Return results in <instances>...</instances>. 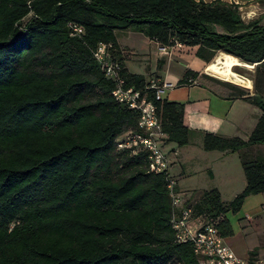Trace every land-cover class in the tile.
<instances>
[{
	"label": "trees",
	"instance_id": "obj_1",
	"mask_svg": "<svg viewBox=\"0 0 264 264\" xmlns=\"http://www.w3.org/2000/svg\"><path fill=\"white\" fill-rule=\"evenodd\" d=\"M117 30L194 48L204 71L218 53L253 67L252 95L223 82L261 112L247 139L202 134L204 151L238 154L245 186L229 201L204 190L190 208L229 237L225 214L264 193V154L253 150L264 144L258 19L244 22L238 5L220 0H0V264H198L191 244L176 241L166 174L147 170L143 150L116 148L138 114L114 100L92 51L110 44L125 86L147 83L125 68ZM197 76L185 69L176 85ZM154 104L164 143L187 145L184 104Z\"/></svg>",
	"mask_w": 264,
	"mask_h": 264
},
{
	"label": "crops",
	"instance_id": "obj_2",
	"mask_svg": "<svg viewBox=\"0 0 264 264\" xmlns=\"http://www.w3.org/2000/svg\"><path fill=\"white\" fill-rule=\"evenodd\" d=\"M201 1L209 3L214 0ZM220 1L238 5L241 19L244 22L258 19L259 24L264 25V0ZM117 31L120 34L119 36L116 35ZM117 31H115V38L119 46L121 57H123V64L128 72L137 74L130 67V64L135 62V59L132 57L134 55L133 48L127 44L128 32L130 31ZM150 42L154 43L155 46L158 47L155 42ZM182 48L189 50L190 54L194 56V48L185 46ZM180 49L174 50L179 51ZM170 55L156 54L157 62L162 60L164 61V63L161 64V70L163 68L166 69L168 62L171 59ZM157 64L158 63H156V67H158ZM197 65L196 70L190 69L198 73L197 78L192 82V84L176 85L187 87L186 98L181 102L184 104L183 121L193 133L187 145L182 147H172L168 173L174 178L176 190L180 194L200 193L204 190L214 188L219 192L222 201H229L245 186V179L240 166L238 154L236 152H219L215 150L204 151L202 149V134L204 132H209L224 137L236 136L246 140L254 128L261 112L258 108L242 99L230 98L231 95L228 91L218 89V87L204 82L202 74L204 73L203 68L205 63L201 60V62H198ZM184 70L179 73V76L177 77L178 80L181 78ZM151 74L167 80L165 78L167 75L166 70L163 75L159 74L158 71L155 73L152 72ZM149 78L150 76L146 77V81ZM196 86L199 89L194 92L193 90ZM246 86H248L249 90H245L249 91L250 95H252V85ZM253 150L264 154V144L253 146ZM173 168H176V170ZM177 177H181L179 182H177ZM192 178L199 179L197 182L190 183L189 181ZM224 195H227V198H224ZM261 196L264 200V193H262ZM262 210H264V206H262ZM245 219L248 224L253 227L256 241L247 247L246 250L244 249V252L242 253L244 255L242 256L241 254L240 256L239 252L236 250V248L240 250L241 247L235 243V240L238 239H236L234 234L229 237H224V242L230 247L233 253L244 262V264H248L250 251H254V255L256 256L255 264L264 263V214L252 219L246 215ZM245 252L247 253L245 254Z\"/></svg>",
	"mask_w": 264,
	"mask_h": 264
},
{
	"label": "built area",
	"instance_id": "obj_3",
	"mask_svg": "<svg viewBox=\"0 0 264 264\" xmlns=\"http://www.w3.org/2000/svg\"><path fill=\"white\" fill-rule=\"evenodd\" d=\"M70 36H80L82 30L69 24ZM183 45L158 46L160 55H169ZM92 57L105 78L114 83L111 92L114 100L137 112V126L134 131H126L116 139V148L129 149L132 153L143 150L146 154L147 170L154 174H166V189L171 201V225L177 242H189L198 264H244L224 242L216 227L192 215L190 207L184 205L176 190L175 180L168 173L170 161L161 149L164 134L159 123L154 101L162 100L164 91L174 85L159 76H152L141 89L125 86L120 76V66L112 57L110 44L100 42L92 51ZM151 95V97H150Z\"/></svg>",
	"mask_w": 264,
	"mask_h": 264
},
{
	"label": "rangeland",
	"instance_id": "obj_4",
	"mask_svg": "<svg viewBox=\"0 0 264 264\" xmlns=\"http://www.w3.org/2000/svg\"><path fill=\"white\" fill-rule=\"evenodd\" d=\"M116 33H117L116 35L118 36L120 35L118 31ZM127 44L128 46H131L133 48V52H134V55L132 57L135 59L134 60L135 62H132L131 64L129 63L132 70H134L137 74L143 75L145 78L148 76L152 77L153 74L151 73L152 72L155 73L157 71L159 74L163 75L166 70L167 75L165 76V78L167 79V81L171 82L174 85V87L172 89L164 91L161 97L162 99H167L168 101L181 103L182 100L186 98L187 87L176 86L178 80L177 77L179 76V73L184 69L196 70L198 66L197 63L201 62V60L191 55L190 51L186 50L185 48H182L179 51L172 50L170 52L171 55L169 54L171 59L168 62L166 69L163 68L161 70V64H163L164 61L162 60L157 62L156 54L158 53V47L155 46L154 43L150 42L143 35L130 31L128 32ZM217 58L223 60L224 54H220V53L216 54V56L212 59V61L216 60ZM232 59L234 61L232 70L234 73H236L245 80L244 82L243 81L240 82L243 84H240L238 83V81L235 82V80L233 81V79H230L228 77L210 71L208 68H205V71H207L208 73L203 70L204 73L202 74V78H204V82H207L215 87H218V89H224L229 93H231L230 88L225 86L223 82L231 83V85H235L236 87L241 88L243 90L245 89L249 90L248 86L246 85H252L251 83L254 75L253 67L251 65H244L233 57ZM156 63H158L157 64L158 67H156ZM209 73L215 74L218 77L211 75ZM198 89L199 88L196 86L193 91L196 92L198 91ZM247 90L245 91L249 93V91ZM172 147H175L174 144L172 143H164L161 145V149L164 153L167 154L168 159H170V152ZM173 169L176 170V168ZM180 178L181 177H177V182H179ZM198 179L199 178H192L190 179L189 182L190 183L197 182ZM199 196L200 193L180 194V198L183 200L184 205L187 207H191V205L198 200ZM224 198H227V195H224ZM262 206H264V200L262 199L261 194L249 195L244 199L243 205L237 213L232 214L228 212L225 214L226 219L231 224L233 234L235 235L236 239H238L235 240L236 242L235 241L234 242L237 243L239 247H241L240 250L236 248L240 256L244 252V249L246 250L247 247H249L252 243L256 241V236L255 233L253 232V227H251L248 224L247 220L245 219V216L248 215L251 219L257 216H262V214H264V210H262ZM246 253L247 252H245V254ZM243 255L244 254H242V256ZM249 258L251 259V262L255 264L256 256L251 255L249 252L248 259ZM171 264H176V263H171Z\"/></svg>",
	"mask_w": 264,
	"mask_h": 264
},
{
	"label": "bare ground",
	"instance_id": "obj_5",
	"mask_svg": "<svg viewBox=\"0 0 264 264\" xmlns=\"http://www.w3.org/2000/svg\"><path fill=\"white\" fill-rule=\"evenodd\" d=\"M244 64V63H242ZM234 65V61L232 57L228 55H224V59L217 58L214 61H210L206 68H208L210 71H213L215 73H218L220 75H223L225 77H228L230 79H233L238 82H244L245 80L233 72L232 68ZM248 65V64H244Z\"/></svg>",
	"mask_w": 264,
	"mask_h": 264
}]
</instances>
